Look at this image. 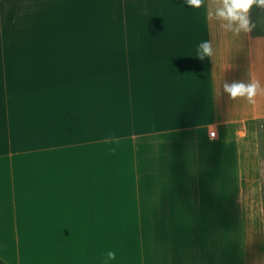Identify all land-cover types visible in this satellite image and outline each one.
I'll return each instance as SVG.
<instances>
[{
    "label": "crops",
    "instance_id": "0c3cea01",
    "mask_svg": "<svg viewBox=\"0 0 264 264\" xmlns=\"http://www.w3.org/2000/svg\"><path fill=\"white\" fill-rule=\"evenodd\" d=\"M228 6L0 0V257L264 264L243 180L264 125V33L254 3L237 13L246 28ZM234 83L255 95L233 98Z\"/></svg>",
    "mask_w": 264,
    "mask_h": 264
},
{
    "label": "rangeland",
    "instance_id": "374dc122",
    "mask_svg": "<svg viewBox=\"0 0 264 264\" xmlns=\"http://www.w3.org/2000/svg\"><path fill=\"white\" fill-rule=\"evenodd\" d=\"M254 25L258 33H264V5L259 4L258 0H255L254 6ZM252 144L245 145V153L248 157L252 153ZM245 172H244V186L256 187V199L252 197L251 203L248 205V211L252 210L253 203L256 201L260 210V214L264 218V125L259 127L257 133L256 144V161L245 160Z\"/></svg>",
    "mask_w": 264,
    "mask_h": 264
},
{
    "label": "clouds",
    "instance_id": "9594fccd",
    "mask_svg": "<svg viewBox=\"0 0 264 264\" xmlns=\"http://www.w3.org/2000/svg\"><path fill=\"white\" fill-rule=\"evenodd\" d=\"M255 2V0H225V4L229 5L227 7V13L221 11L219 15L225 16L236 20L239 19L241 22L242 27H247V19L242 15H237L239 12H247L249 7ZM259 4L264 5V0H258ZM187 3L190 7L199 8L202 4V0H187ZM203 47L205 53H210V46L207 42L203 43L201 45ZM203 57L201 56V59ZM257 84H250L245 86L244 84H233L230 87L228 85H225L226 91L230 93V95L235 98L238 95H243L245 92H247L249 99L252 98L253 95H255ZM109 257L114 258L115 254L112 252H109Z\"/></svg>",
    "mask_w": 264,
    "mask_h": 264
},
{
    "label": "trees",
    "instance_id": "16d2710c",
    "mask_svg": "<svg viewBox=\"0 0 264 264\" xmlns=\"http://www.w3.org/2000/svg\"><path fill=\"white\" fill-rule=\"evenodd\" d=\"M0 264H9L6 260L0 257Z\"/></svg>",
    "mask_w": 264,
    "mask_h": 264
},
{
    "label": "built area",
    "instance_id": "2783aa9c",
    "mask_svg": "<svg viewBox=\"0 0 264 264\" xmlns=\"http://www.w3.org/2000/svg\"><path fill=\"white\" fill-rule=\"evenodd\" d=\"M216 133H217V130H216V129H213V130L211 131V136H215Z\"/></svg>",
    "mask_w": 264,
    "mask_h": 264
}]
</instances>
